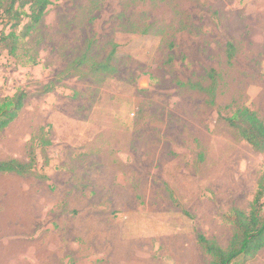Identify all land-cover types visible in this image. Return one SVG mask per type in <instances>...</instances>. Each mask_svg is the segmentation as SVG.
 Returning <instances> with one entry per match:
<instances>
[{
	"label": "rangeland",
	"instance_id": "obj_1",
	"mask_svg": "<svg viewBox=\"0 0 264 264\" xmlns=\"http://www.w3.org/2000/svg\"><path fill=\"white\" fill-rule=\"evenodd\" d=\"M28 22L0 28L20 36L0 101L28 95L0 161L27 163L41 129L51 145L0 174V264H209L198 235L227 248L264 175L228 123L264 121V0H54Z\"/></svg>",
	"mask_w": 264,
	"mask_h": 264
},
{
	"label": "trees",
	"instance_id": "obj_2",
	"mask_svg": "<svg viewBox=\"0 0 264 264\" xmlns=\"http://www.w3.org/2000/svg\"><path fill=\"white\" fill-rule=\"evenodd\" d=\"M54 0H0V28L4 23L11 24L12 28L19 27L24 18L29 20L26 25L27 36L42 22L49 7ZM29 9V12L26 11ZM20 38L15 31L7 35L0 33V45L12 42L10 52L16 50L17 40ZM117 50L113 51L114 54ZM88 56V55H86ZM85 56V57H86ZM78 59V66L88 63L87 58ZM111 60L99 63L101 72H109ZM27 93L19 90L13 96L0 101V131L6 129L19 116L25 106ZM229 125L238 135L249 143L255 150L264 153V121L249 108L238 109L230 118ZM44 129L31 140L29 161L23 163L19 160L0 161V174H16L22 177L35 174L38 166L37 150H45L51 142L45 137ZM45 180L47 176L42 177ZM234 229L233 236L227 248L221 247L215 240L208 239L205 235H198V242L203 251L210 258L209 264H236L240 258L256 256L264 249V175L259 189L254 197L250 212L235 209L230 220Z\"/></svg>",
	"mask_w": 264,
	"mask_h": 264
}]
</instances>
